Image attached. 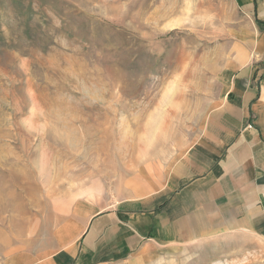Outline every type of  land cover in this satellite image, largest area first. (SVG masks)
<instances>
[{
	"label": "rangeland",
	"instance_id": "1",
	"mask_svg": "<svg viewBox=\"0 0 264 264\" xmlns=\"http://www.w3.org/2000/svg\"><path fill=\"white\" fill-rule=\"evenodd\" d=\"M252 25L235 0H0V264L49 258L84 216L154 187ZM144 264H264V237L220 233Z\"/></svg>",
	"mask_w": 264,
	"mask_h": 264
},
{
	"label": "crops",
	"instance_id": "2",
	"mask_svg": "<svg viewBox=\"0 0 264 264\" xmlns=\"http://www.w3.org/2000/svg\"><path fill=\"white\" fill-rule=\"evenodd\" d=\"M253 17L229 82L199 132L144 194L84 216L62 249L29 264H144L162 247L220 233L264 237V0H235Z\"/></svg>",
	"mask_w": 264,
	"mask_h": 264
}]
</instances>
